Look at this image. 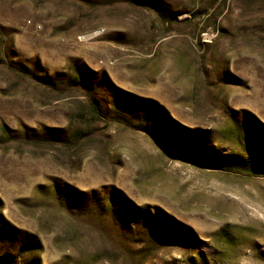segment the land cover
Here are the masks:
<instances>
[{"label": "rangeland", "instance_id": "rangeland-1", "mask_svg": "<svg viewBox=\"0 0 264 264\" xmlns=\"http://www.w3.org/2000/svg\"><path fill=\"white\" fill-rule=\"evenodd\" d=\"M0 264H264V0H0Z\"/></svg>", "mask_w": 264, "mask_h": 264}]
</instances>
